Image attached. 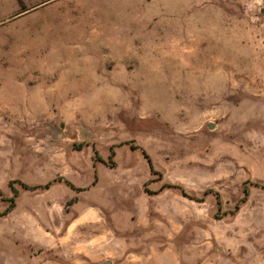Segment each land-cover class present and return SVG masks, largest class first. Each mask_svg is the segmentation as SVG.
Listing matches in <instances>:
<instances>
[{"label": "rangeland", "instance_id": "374dc122", "mask_svg": "<svg viewBox=\"0 0 264 264\" xmlns=\"http://www.w3.org/2000/svg\"><path fill=\"white\" fill-rule=\"evenodd\" d=\"M0 264H264V0H0Z\"/></svg>", "mask_w": 264, "mask_h": 264}, {"label": "trees", "instance_id": "16d2710c", "mask_svg": "<svg viewBox=\"0 0 264 264\" xmlns=\"http://www.w3.org/2000/svg\"><path fill=\"white\" fill-rule=\"evenodd\" d=\"M144 154H145V156H146V158L148 159V161H149V163H150V165H151V169H152V171L153 172H155L154 171V168H153V164H152V160H151V158H150V156L146 153V152H144ZM50 184H51V182H49V183H47L46 185H45V187H49L50 186ZM25 187H27V188H31V189H36V188H41L42 186L41 185H34V186H29V185H26V184H23ZM170 187H173V185H169ZM244 191H245V196L243 197V201L244 200H246L247 198H248V196H249V189L248 188H245L244 189ZM16 192V191H15ZM210 192V190H206L205 191V194H208ZM13 206H14V203L12 202V204L2 213L3 215H5V214H7L9 211H11L12 210V208H13ZM240 208V203H238L237 205H236V209L238 210Z\"/></svg>", "mask_w": 264, "mask_h": 264}]
</instances>
